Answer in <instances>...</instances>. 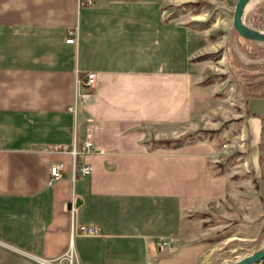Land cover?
I'll return each mask as SVG.
<instances>
[{"label": "crops", "instance_id": "crops-1", "mask_svg": "<svg viewBox=\"0 0 264 264\" xmlns=\"http://www.w3.org/2000/svg\"><path fill=\"white\" fill-rule=\"evenodd\" d=\"M93 2L0 0V264L68 253L73 264H199L194 216L230 205L232 180L217 173L213 145L150 148L144 132L193 119L189 32L163 0ZM259 102L247 109L261 129ZM87 138L92 172L73 182L70 155L55 149ZM60 163L64 178L50 185ZM72 219L100 235L72 238Z\"/></svg>", "mask_w": 264, "mask_h": 264}, {"label": "rangeland", "instance_id": "rangeland-1", "mask_svg": "<svg viewBox=\"0 0 264 264\" xmlns=\"http://www.w3.org/2000/svg\"><path fill=\"white\" fill-rule=\"evenodd\" d=\"M237 1L163 0L166 19L184 25L190 35L193 119L180 129L144 131L150 148L166 140L213 145L217 173L232 180L230 205L194 216L193 232L202 242L199 264L234 263L264 247V121L259 129L247 109L251 99L264 97V44L245 41L233 29ZM244 22L264 32V0H251ZM253 105L264 116V102ZM165 134L172 138L162 139ZM242 195L249 203L236 198Z\"/></svg>", "mask_w": 264, "mask_h": 264}, {"label": "built area", "instance_id": "built-area-1", "mask_svg": "<svg viewBox=\"0 0 264 264\" xmlns=\"http://www.w3.org/2000/svg\"><path fill=\"white\" fill-rule=\"evenodd\" d=\"M93 0H79L80 6H91L93 5ZM77 40V30L68 31V44H75ZM95 74L91 73L86 75L84 78H78L76 81L77 86V97L80 96L81 90L92 88L95 84ZM94 144L90 138H87L81 142L74 140L73 144L70 146L62 147L60 149H55V151H61L67 153L71 157V171L70 179L75 181L80 177H85L92 172L91 157L94 152ZM64 178V165L62 163L52 165L49 170V180L48 183L51 185ZM72 215H73V209ZM81 235L84 237H97L100 235V230L93 226L80 227L78 229L77 225L73 222L71 223V237L73 238L76 235ZM162 247H168L169 241L166 239H160ZM67 261L66 264H73V257L71 253L64 255L63 257L47 261L39 260L40 264H63Z\"/></svg>", "mask_w": 264, "mask_h": 264}, {"label": "water", "instance_id": "water-1", "mask_svg": "<svg viewBox=\"0 0 264 264\" xmlns=\"http://www.w3.org/2000/svg\"><path fill=\"white\" fill-rule=\"evenodd\" d=\"M251 0H238L235 6L232 26L235 32L245 41L264 44V32L254 30L244 22L246 9ZM264 261V247L259 251L230 264H261Z\"/></svg>", "mask_w": 264, "mask_h": 264}, {"label": "trees", "instance_id": "trees-1", "mask_svg": "<svg viewBox=\"0 0 264 264\" xmlns=\"http://www.w3.org/2000/svg\"><path fill=\"white\" fill-rule=\"evenodd\" d=\"M262 137H263V141L260 144V148L261 147L264 148V128L262 130ZM180 143H181L180 141H163L160 144L163 146H166V147H170V146L181 145ZM260 161L263 162L264 159L262 157H260ZM261 264H264V261Z\"/></svg>", "mask_w": 264, "mask_h": 264}]
</instances>
